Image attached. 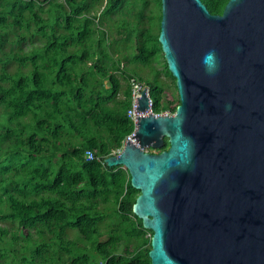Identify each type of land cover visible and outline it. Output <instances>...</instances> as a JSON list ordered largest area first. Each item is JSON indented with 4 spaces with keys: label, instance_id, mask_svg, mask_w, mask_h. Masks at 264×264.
Instances as JSON below:
<instances>
[{
    "label": "trees",
    "instance_id": "1",
    "mask_svg": "<svg viewBox=\"0 0 264 264\" xmlns=\"http://www.w3.org/2000/svg\"><path fill=\"white\" fill-rule=\"evenodd\" d=\"M201 1L211 13L227 2ZM160 7L0 0V220L15 223L0 227V264H150L151 230L132 212L139 190L125 168L86 151L104 158L132 131L131 77L147 85L153 112L175 111L178 94L164 98L158 77L176 90Z\"/></svg>",
    "mask_w": 264,
    "mask_h": 264
},
{
    "label": "water",
    "instance_id": "2",
    "mask_svg": "<svg viewBox=\"0 0 264 264\" xmlns=\"http://www.w3.org/2000/svg\"><path fill=\"white\" fill-rule=\"evenodd\" d=\"M160 4L179 102L136 116L105 164L139 190L132 212L151 230L150 264H264V0H227L221 13L201 0Z\"/></svg>",
    "mask_w": 264,
    "mask_h": 264
},
{
    "label": "built area",
    "instance_id": "3",
    "mask_svg": "<svg viewBox=\"0 0 264 264\" xmlns=\"http://www.w3.org/2000/svg\"><path fill=\"white\" fill-rule=\"evenodd\" d=\"M129 81H130V106L127 108L126 114H127L128 118L132 121L133 128H132V131L123 138L121 145L116 147V148L111 149V151L109 152V154L107 156H110V155L117 156L120 153V151L122 150V148L124 147V144L126 143V139H129L134 134V132L136 130V116H142V115H146L149 113H153L155 115H157V114H173V112H169V111H163V112H159V113L153 112L151 109L152 104H151V99L149 96L147 85H145L143 82L139 81L136 77H131ZM144 88H147L146 93L148 95V106L146 109H144L142 111L139 109V98L141 96V90H143ZM106 157L101 158L100 156L94 155L91 150L86 151V159H89V160L90 159H96V160L100 161L102 164L105 163L104 159Z\"/></svg>",
    "mask_w": 264,
    "mask_h": 264
},
{
    "label": "rangeland",
    "instance_id": "4",
    "mask_svg": "<svg viewBox=\"0 0 264 264\" xmlns=\"http://www.w3.org/2000/svg\"><path fill=\"white\" fill-rule=\"evenodd\" d=\"M131 1V0H130ZM152 1H156V0H152ZM23 46L26 48L28 46V43H24ZM14 67H11L9 70H13ZM157 68L162 70V65L160 63H157ZM159 77V82L162 84L163 86V95L164 98H171L173 95L175 96L177 94V90H175L172 79L169 76H166L162 71L161 73H159L158 75ZM121 86L122 88H124L125 86V82L124 80H121ZM120 96H122V92H120L119 94ZM1 109V107H0ZM3 145V144H1ZM108 219V218H105ZM15 223H13L12 221H8V220H0V227L1 228H7L8 230H10L11 228H14ZM67 238L68 239H76V235L77 232L76 230H71L68 229L67 231ZM150 234L147 233L146 236H149ZM2 242H0L1 245ZM124 244L121 245V247H119V250H121L123 248Z\"/></svg>",
    "mask_w": 264,
    "mask_h": 264
},
{
    "label": "clouds",
    "instance_id": "5",
    "mask_svg": "<svg viewBox=\"0 0 264 264\" xmlns=\"http://www.w3.org/2000/svg\"><path fill=\"white\" fill-rule=\"evenodd\" d=\"M212 55H213L212 53L207 54V56L205 58V63H207L208 60H210L212 58Z\"/></svg>",
    "mask_w": 264,
    "mask_h": 264
},
{
    "label": "flooded vegetation",
    "instance_id": "6",
    "mask_svg": "<svg viewBox=\"0 0 264 264\" xmlns=\"http://www.w3.org/2000/svg\"><path fill=\"white\" fill-rule=\"evenodd\" d=\"M124 248H122V250H123Z\"/></svg>",
    "mask_w": 264,
    "mask_h": 264
}]
</instances>
